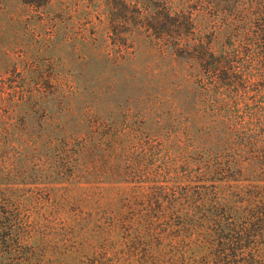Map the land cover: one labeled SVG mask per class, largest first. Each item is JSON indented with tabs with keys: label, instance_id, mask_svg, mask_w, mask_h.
I'll use <instances>...</instances> for the list:
<instances>
[{
	"label": "trees",
	"instance_id": "1",
	"mask_svg": "<svg viewBox=\"0 0 264 264\" xmlns=\"http://www.w3.org/2000/svg\"><path fill=\"white\" fill-rule=\"evenodd\" d=\"M82 1L94 41L104 27L118 48L143 39L182 66L156 96L182 125L76 121L48 173L124 183L118 205L67 228L61 203L31 208L0 186V264H264V0Z\"/></svg>",
	"mask_w": 264,
	"mask_h": 264
},
{
	"label": "rangeland",
	"instance_id": "2",
	"mask_svg": "<svg viewBox=\"0 0 264 264\" xmlns=\"http://www.w3.org/2000/svg\"><path fill=\"white\" fill-rule=\"evenodd\" d=\"M83 4L50 0L34 8L25 0H0V186L31 208L49 211L52 201L61 203L67 228H77L79 216L118 205L125 185L67 183L48 173L58 160L60 139L76 134V121L97 116L131 135L183 121L171 115L167 123L168 107L156 98L173 86L165 75L182 66L143 39L118 48L104 27H96L100 36L94 41ZM30 147L41 160L30 161Z\"/></svg>",
	"mask_w": 264,
	"mask_h": 264
}]
</instances>
